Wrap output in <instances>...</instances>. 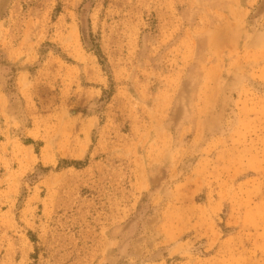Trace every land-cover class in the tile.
Returning <instances> with one entry per match:
<instances>
[{
    "label": "rangeland",
    "instance_id": "rangeland-1",
    "mask_svg": "<svg viewBox=\"0 0 264 264\" xmlns=\"http://www.w3.org/2000/svg\"><path fill=\"white\" fill-rule=\"evenodd\" d=\"M0 264H264V0H0Z\"/></svg>",
    "mask_w": 264,
    "mask_h": 264
}]
</instances>
